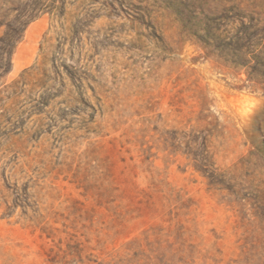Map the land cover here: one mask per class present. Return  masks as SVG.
<instances>
[{
	"label": "rangeland",
	"instance_id": "374dc122",
	"mask_svg": "<svg viewBox=\"0 0 264 264\" xmlns=\"http://www.w3.org/2000/svg\"><path fill=\"white\" fill-rule=\"evenodd\" d=\"M175 2L264 13L0 0V264H264V94L182 34Z\"/></svg>",
	"mask_w": 264,
	"mask_h": 264
},
{
	"label": "trees",
	"instance_id": "16d2710c",
	"mask_svg": "<svg viewBox=\"0 0 264 264\" xmlns=\"http://www.w3.org/2000/svg\"><path fill=\"white\" fill-rule=\"evenodd\" d=\"M175 3L179 7L176 15L182 34L197 44L207 59H216L234 69L238 76L245 74L248 86L244 87L264 94V13L236 6L209 11L195 7L194 3ZM10 67L9 59L3 72H8ZM193 133L184 134L181 144L193 157L195 168L212 186L224 185L223 174L211 161L207 142L197 143Z\"/></svg>",
	"mask_w": 264,
	"mask_h": 264
}]
</instances>
